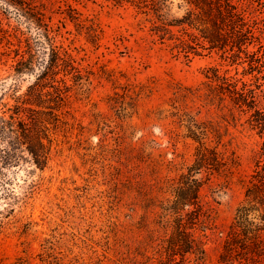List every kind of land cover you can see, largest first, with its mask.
<instances>
[{"label":"rangeland","instance_id":"obj_1","mask_svg":"<svg viewBox=\"0 0 264 264\" xmlns=\"http://www.w3.org/2000/svg\"><path fill=\"white\" fill-rule=\"evenodd\" d=\"M32 1L76 70L44 90L65 97L46 167L24 147L19 166L4 171L15 200L0 196V264H264V133L211 78L216 69L239 87L254 82L264 110V64L254 80L246 55L231 64L234 51L211 49L199 23L181 24L195 18L185 0L163 1L170 25L140 0ZM233 3L260 42L244 52L264 53V0ZM44 35L0 9L5 111L28 98L48 60ZM28 48L36 66L16 74ZM41 105L30 108L47 111ZM199 153L208 164L194 170ZM190 189L194 204L178 205L175 192Z\"/></svg>","mask_w":264,"mask_h":264},{"label":"trees","instance_id":"obj_2","mask_svg":"<svg viewBox=\"0 0 264 264\" xmlns=\"http://www.w3.org/2000/svg\"><path fill=\"white\" fill-rule=\"evenodd\" d=\"M112 1L116 4L135 2V0ZM163 1L140 0L139 3L142 4L143 8L149 9L150 7L154 11V14H156L158 20L164 25H170L163 22V14L160 13L163 8ZM33 3L32 0H0V9L3 10L4 14L5 12L7 14H13L18 19L22 18L27 20L30 25H35L40 29L46 30L44 37L46 38L50 51L48 60L37 76L35 84L29 87L26 94L28 98L24 101H19L18 98H15L16 104L14 107L16 109L8 108L7 111H12L8 115L6 113L7 111L4 110L5 104L0 102V183L2 187L0 196H3L7 200H15V197H11L9 192H4L3 188L6 185L4 171L7 168L19 166L20 161L23 159L24 152L22 149L24 147H26V151L36 167L41 170L46 167L49 161L52 143L49 137V125L57 120L54 110H57L58 104L65 97L63 95L64 92L58 87L55 88L54 96L49 91L44 92V90L48 87L53 88V85H50V81L53 82L55 75L59 71L64 72L68 68L74 71L76 70L73 66L74 61L71 55L67 52L61 54L54 45L53 40L49 37L48 30L44 29L47 26L44 12ZM185 3L192 8L187 16L189 18L195 16V18L193 20L190 19V21H182L181 24H187L192 27L195 23H199L201 37L208 42L211 49L220 50L225 53L228 47L230 51H234L231 64L245 62L242 61L243 58L240 54L243 53L246 55L245 58H248L249 74H252V79L257 80L260 74L259 68L264 64V53L257 50L249 54L243 50L246 45L253 43L254 40L260 44L259 38L252 33L248 26L245 11L234 4L233 0H185ZM194 11H196L195 15ZM234 49L237 50L235 51ZM24 53L25 55H23L17 64L16 74L31 71L36 66L37 57L34 55L33 50L28 48ZM243 71L244 75L247 74L245 69ZM211 72L213 73L212 79H220L222 81L220 85L221 92L228 95L231 104L249 113L246 121L248 127L251 130H258L259 133L263 134L264 110H260L256 106L255 90L257 89V85L254 82L250 84L242 82L239 87L236 78L228 76L220 77L216 69ZM45 96L49 97V99L44 100L42 97ZM43 103L48 104L45 107L47 111L30 108L33 105L38 108L42 107L41 104ZM45 141L47 144H45ZM196 160L194 170H199L208 164L206 163L208 162L206 158L200 153L196 155ZM261 171V173H258L259 175L264 174V167L261 168ZM254 194L255 192L247 196H251L252 198ZM175 196L177 198V204L180 206H191L194 204L196 198L193 189H190V193L188 194L183 193L182 190L176 191ZM244 236L247 237V234H244Z\"/></svg>","mask_w":264,"mask_h":264}]
</instances>
